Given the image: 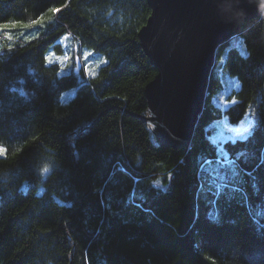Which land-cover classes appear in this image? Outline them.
Wrapping results in <instances>:
<instances>
[{"label": "trees", "instance_id": "obj_1", "mask_svg": "<svg viewBox=\"0 0 264 264\" xmlns=\"http://www.w3.org/2000/svg\"><path fill=\"white\" fill-rule=\"evenodd\" d=\"M48 11L0 33V264H264V0L182 150L144 120L147 0H0V23ZM70 45L103 55L92 76Z\"/></svg>", "mask_w": 264, "mask_h": 264}, {"label": "water", "instance_id": "obj_2", "mask_svg": "<svg viewBox=\"0 0 264 264\" xmlns=\"http://www.w3.org/2000/svg\"><path fill=\"white\" fill-rule=\"evenodd\" d=\"M140 46L157 70L144 93L159 145L186 149L202 112L218 46L258 19L263 0H147ZM81 71L76 58L75 74Z\"/></svg>", "mask_w": 264, "mask_h": 264}, {"label": "rangeland", "instance_id": "obj_3", "mask_svg": "<svg viewBox=\"0 0 264 264\" xmlns=\"http://www.w3.org/2000/svg\"><path fill=\"white\" fill-rule=\"evenodd\" d=\"M45 18L43 19L42 23L40 24H36V21H32V22H24L25 24H31L33 25V27L31 28H22V27H18V28H12V29H9L7 32H5V30L3 28H0V33L3 34L4 33H10L11 31L14 30H17V33L16 35L17 36H22L24 39H29L30 38V35H33V33H35V28L39 25H42L46 20H50L49 17H51V14H50V11H48L47 13H45L43 16H41L38 20H41V18ZM8 23V22H7ZM15 23V22H13ZM6 23H0V26L4 25ZM9 36H13V34H8ZM63 43L65 45H68L70 44V41L69 40H66V39H63ZM71 46V45H70ZM87 50V51H85ZM73 46H71V48H69L67 51H66V56L64 57H60V61L62 63V67L63 69L66 71V72H70V71H73L74 67H76L75 65V60H74V53H73ZM83 51H84V55H83V61L82 59H80L81 61V71H83V68L85 69V71L87 72V74L89 76H92L98 67H100L99 65H101L102 63V59H103V55H99V54H96L95 52L87 49V48H83ZM73 53V54H72ZM221 57H222V60L220 63L223 62L224 60V57L226 56V53H227V49H224L221 51ZM73 55V56H72ZM52 58L50 55L47 56V60L48 62H52L51 59ZM102 58V59H101ZM56 59V58H55ZM73 61V63H72ZM216 63H218V57H216L215 59V64L211 70V73H216ZM63 73H65L63 71ZM206 95V94H205ZM262 213L264 214V211H262Z\"/></svg>", "mask_w": 264, "mask_h": 264}, {"label": "snow or ice", "instance_id": "obj_4", "mask_svg": "<svg viewBox=\"0 0 264 264\" xmlns=\"http://www.w3.org/2000/svg\"><path fill=\"white\" fill-rule=\"evenodd\" d=\"M53 11H55V9H53ZM43 19L45 18H41V20H37L36 24H40L42 23ZM18 27H22V28H31L33 27V25L31 24H25L24 22H18L16 21L15 23L13 22H8L2 26H0V28H3L5 30V32H7L9 29L12 28H18ZM7 149L3 148L2 146H0V155H7ZM45 171H47V169H45ZM213 264H215V262H213Z\"/></svg>", "mask_w": 264, "mask_h": 264}]
</instances>
